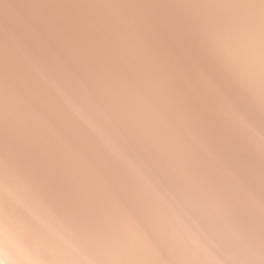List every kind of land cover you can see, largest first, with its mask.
<instances>
[{
  "label": "bare ground",
  "instance_id": "bare-ground-1",
  "mask_svg": "<svg viewBox=\"0 0 264 264\" xmlns=\"http://www.w3.org/2000/svg\"><path fill=\"white\" fill-rule=\"evenodd\" d=\"M0 264H264V0H0Z\"/></svg>",
  "mask_w": 264,
  "mask_h": 264
}]
</instances>
